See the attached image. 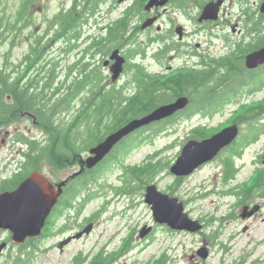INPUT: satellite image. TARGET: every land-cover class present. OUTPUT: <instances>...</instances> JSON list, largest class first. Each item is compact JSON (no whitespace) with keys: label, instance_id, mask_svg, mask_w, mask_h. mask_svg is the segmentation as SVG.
I'll use <instances>...</instances> for the list:
<instances>
[{"label":"rangeland","instance_id":"374dc122","mask_svg":"<svg viewBox=\"0 0 264 264\" xmlns=\"http://www.w3.org/2000/svg\"><path fill=\"white\" fill-rule=\"evenodd\" d=\"M131 1L124 0L119 4L117 0H99L96 3L97 10L94 17L90 16L88 5L94 3V0L37 1L30 16L26 18L31 19V23L23 29L12 51L9 52L8 41L3 43L0 41V67L5 60V54L9 53L10 62L19 64L28 54H33L31 47L35 42L43 40L42 43L45 45L42 61L47 62L45 70L57 68L56 70L62 72L55 80V86L60 83L59 80L65 73L64 69L69 64L83 62V66L86 67L85 74L95 70L102 77L98 88L109 91L113 87L114 90L120 89L131 95L136 90L132 81L134 64H141L149 74L162 76L161 81L175 74H181L170 71L183 67L182 59H173L172 56L175 54L173 55L171 51H167L164 56L160 53L164 46L177 41L175 29L172 30L171 38L166 41L160 39L171 26L181 25L188 33L197 30V34L193 38L189 37L188 41L193 45L191 48L193 52H201L204 56H208L207 60H202L201 65L197 66L199 70L205 69V72L209 70L203 67L205 62L223 58L227 56L226 54L230 56V50L236 51L237 43L244 41L246 47L248 44L250 46L238 53L236 51V54L225 62L243 59L248 55L247 53L256 49L255 38L247 34V16L244 12L246 8L243 0H226L220 9L219 21L204 25L197 24L196 18L201 10L197 6H203L207 0L203 3L191 2L189 9L186 10L171 5L166 11L163 10L166 9L165 7L158 6L149 14L157 15L155 25L144 31L136 30L131 34L132 40L143 49L144 54L128 61L124 60V69L115 83H112L110 67L114 62L111 63L109 58L116 49L114 46L105 47L99 55H94L91 51L92 53L84 54L83 58L81 56L85 47L95 42V40L89 41L90 37L106 40L108 28L113 27V21L120 18V14ZM20 2L21 0H0V34L6 26L7 18L15 16ZM248 3L252 5L250 10L253 12L260 7L258 0H248ZM72 10L76 11L77 19L83 21L77 29L76 40L68 41L62 38L56 33L58 28L55 25L45 36L48 21L53 20L61 12L68 14ZM136 17L138 20L139 15ZM73 21L75 22L76 19ZM263 22L264 20L261 21V28L264 27ZM110 23L112 24L108 26ZM132 26L134 25H131L130 29L134 28ZM156 27L161 28L159 32L156 31ZM232 28H235V31ZM240 30L243 36L240 35ZM11 37L12 35H8L7 39L11 40ZM127 45L122 43L117 46L121 57L125 53L122 47ZM196 47L199 48L195 49ZM158 54L160 56H157ZM78 60L82 61L78 62ZM222 71L223 68L218 66L213 73L206 74L207 82H215ZM246 71L244 74L243 71L240 72L237 79L243 81L248 77ZM237 79L233 81L234 84ZM227 87L222 90L228 92L231 85ZM240 90L242 92L237 98L236 95L233 96L235 101L241 96L240 103H226L213 117H205L207 115L203 116L201 112L192 113L193 115L183 112L166 123L145 128L146 130L142 129L125 139L103 161L102 170L95 176L94 181L84 182V179H80L66 185L64 192L80 190L76 197L77 201L72 204L76 212L83 205L79 218L74 220L75 211H65L62 217L50 224V237H47L48 232L44 231L39 239H28L23 244L12 242L8 233L0 230V246L2 243L6 244L0 252V264H75V258L83 264L97 261L102 263L111 259L112 264H264V193L248 192L255 184L262 185L258 180L260 174H264V129L255 140L244 143L242 139L243 135L251 131L250 127L257 130L260 126L264 127V121L259 119L246 125L238 124L237 142L233 147L237 148L239 155L231 159L232 170L235 171L231 178L224 179L223 171L228 161V153L233 152V147L222 151L212 162L203 165L189 177L179 179L178 182L168 172L187 142L201 140L193 138L197 128L202 127L199 133L208 138L237 124L235 119L249 106L264 103V88L251 93L248 99L244 96L248 90H245V87ZM91 98V94L88 98L85 96V99ZM87 101L79 102L83 106ZM79 102L73 110H77L80 106ZM242 102L246 104L244 108L239 107ZM96 104L98 105V102ZM62 118L63 115L57 117L61 127L67 117L64 122L61 121ZM261 119L264 117L262 116ZM17 132L40 142L48 139L47 134L40 129L38 118L33 112L23 114L17 122L3 125L0 130V182L12 178L30 154L24 146L13 141ZM253 135L251 134V137ZM81 137L79 133L77 138ZM79 155L84 159L88 157V152L83 151ZM113 155L116 159L109 162ZM148 161L160 163L159 168H162L159 173L152 178L146 177L144 182L131 181L129 189L124 192L123 174L128 175L133 167L145 165ZM37 170L49 181L58 184L79 171V164L75 161L62 168L43 157L37 161ZM152 184L157 187V191L178 198L189 218L199 221L200 228L192 232L175 231L154 222L152 210L145 203L146 189ZM4 186L8 187L7 184ZM256 206H259L260 210L253 217L251 216L252 218L242 217L245 208L253 209ZM246 212L248 213V209ZM92 217H95L93 230L79 240H72L60 253L55 244L63 237L75 234L79 226L86 225V221ZM67 219L71 221L65 222ZM64 225L69 226L66 234L54 233L56 228Z\"/></svg>","mask_w":264,"mask_h":264},{"label":"trees","instance_id":"16d2710c","mask_svg":"<svg viewBox=\"0 0 264 264\" xmlns=\"http://www.w3.org/2000/svg\"><path fill=\"white\" fill-rule=\"evenodd\" d=\"M37 1L40 0H21L17 8L15 16H9L6 26L1 31L0 41L9 42V52L17 40H19L23 29L30 25L31 19L27 20L30 12ZM191 0H183L180 5L185 8ZM193 2L203 3L205 0H192ZM246 8L244 11L247 16L246 25L248 26V36L255 38L254 43L256 48L264 46V31L260 27L261 21L264 20V13H261V6L264 5V0H258L260 7L257 11L250 10L248 0H243ZM96 3H88L90 6V16L96 15ZM79 6L77 5V8ZM76 11H69L68 14L59 13L53 20L47 22L45 36L48 35L50 29L55 25L57 34L68 41L76 40L77 29L81 26L83 21L78 20ZM76 19L74 22L73 20ZM81 19V16H80ZM264 22L262 23V26ZM126 24L124 22H115L113 27L107 30V38L103 40H95L89 44L85 49V54L93 51V54H99L109 45H116L122 40L130 39L129 35L133 32L126 31ZM129 32V33H128ZM12 35L11 40L7 36ZM7 39V40H6ZM43 40L35 42L31 47L33 54H28L21 63L14 64L10 62L9 53L5 54V60L0 67V130L6 123H14L21 119L23 114L33 112L38 118V125L48 136L45 142L30 139L21 132L14 134L13 141L24 146L30 153L26 161L18 168V172L9 180L0 182V193L7 190H14L21 181L27 176L37 170V161L41 158H47L52 164L57 167H66L77 159L81 152L88 151L99 143L103 142L105 138L126 125L133 119H138L144 115L149 114L156 107L174 101L180 96L186 95L190 99V109L188 115L201 112L205 117H213L219 113L226 103H238L233 100V96L238 91L236 86L242 85L239 82L230 91L225 92L221 88L224 84L231 82L242 71L239 61H232L230 64L224 65L220 59L216 61L205 62V69L189 70V72L182 75H174L168 79L161 81L159 76L149 74L140 64L135 66L133 73V84L136 86L134 95L128 96L122 90H114L111 87L109 91L98 88L101 84L102 77L96 73L95 70L85 74V66L81 63L69 64L64 70V79L59 80L58 85H54L56 79L60 77L62 72L52 68L45 70L47 62L42 61L44 53ZM94 41V40H91ZM125 43V41H122ZM112 43V44H111ZM133 43H135L133 41ZM114 44V45H113ZM118 45V44H117ZM250 46V44H248ZM246 47L243 42L237 45V52L243 51ZM37 54H36V53ZM83 55L81 58H83ZM82 60H78L80 62ZM221 65L224 71L218 78L212 82H207V75L213 73V70ZM55 66V65H54ZM73 74V75H72ZM70 77L71 80H68ZM252 81L255 77L251 76ZM163 79V78H162ZM97 89V90H95ZM222 90V91H221ZM92 95L91 99H85ZM232 96V97H231ZM88 100L87 104L81 106L79 101ZM79 102L77 110H73L76 103ZM98 102V105L96 104ZM264 109L257 107L248 108L241 115H239L235 122L239 125L250 124L251 121L259 120ZM192 114V115H193ZM63 115L61 121L65 124L61 127L57 122V117ZM11 125V124H10ZM263 126L257 130L250 127L249 133L242 136L243 142L247 143L255 140ZM202 128L195 130L193 138L203 139V135L199 133ZM81 138H77L78 134ZM253 137H251V134ZM122 144V143H121ZM128 147V146H127ZM233 147V146H232ZM239 155L237 148L233 147V152L228 153V161L224 165V179L231 178L234 175L232 158ZM116 159L113 155L109 162ZM106 164V162H105ZM160 163H153L148 161L145 165L136 167L133 170H128L130 173L124 175L125 187L123 191L129 189L132 182H144L145 178H152L159 173ZM103 165L97 169L87 171L80 175L76 180L84 179V182H92L95 176L101 172ZM231 171H233L231 175ZM146 179V180H147ZM260 181V178L258 180ZM177 183V182H176ZM4 184H7L4 186ZM84 185V184H83ZM255 184L248 192L264 193V184ZM66 191L64 196L60 199L55 212L52 215V221L47 222L46 230L47 237L50 235V224L54 223L67 208H72L79 191ZM71 192V193H70ZM70 193V196L68 194ZM69 208V209H70ZM113 260L102 261L92 264H112ZM75 264H83L80 260H76Z\"/></svg>","mask_w":264,"mask_h":264},{"label":"water","instance_id":"95a60500","mask_svg":"<svg viewBox=\"0 0 264 264\" xmlns=\"http://www.w3.org/2000/svg\"><path fill=\"white\" fill-rule=\"evenodd\" d=\"M156 1L150 2L149 6L151 7L153 2ZM166 1L168 0L158 2L157 5H163ZM222 2L223 0H217L215 3L206 4L199 21L216 20L218 18V8ZM151 23L152 21L148 24ZM111 59L116 60V63L110 69L112 81L115 82L122 71L123 61L117 58L116 52L113 53ZM262 63H264V47L245 58V66L249 69H253ZM187 104L188 99L180 97L171 104L156 108L142 118L131 120L107 136L103 142L91 148L89 150L90 156L83 162V166L88 170L92 169L123 138L142 127L171 117L179 110L184 109ZM237 134V126L232 125L202 141H189L182 148L175 164L170 168V173L178 177L192 174L200 166L213 160L222 149L230 145L236 139ZM83 166L81 171L75 173L74 176L83 172ZM67 181L65 180L54 186L43 174L33 172L15 190L1 193L0 230L10 231L12 233V241L19 244L23 243L28 237L39 236L45 219L57 203L62 193V188ZM145 203L151 205L153 218L156 223L167 224L174 230H186L189 232L200 228L197 222L190 221L188 216L183 213V206L178 203L176 198H169L161 194L155 186H150L146 189ZM257 209L258 207L256 206L247 213L245 208L242 217L251 216ZM90 230L91 227L89 226L83 233L88 234ZM83 233L76 235L75 238H80ZM70 241L71 239H68L65 243ZM4 247L5 244L0 246V252Z\"/></svg>","mask_w":264,"mask_h":264},{"label":"flooded vegetation","instance_id":"af4514ba","mask_svg":"<svg viewBox=\"0 0 264 264\" xmlns=\"http://www.w3.org/2000/svg\"><path fill=\"white\" fill-rule=\"evenodd\" d=\"M119 1V2H118ZM122 1H124V0H117V2L120 4V3H122ZM162 0H158V1H156L154 4H152V6L150 7L148 4L151 2V0H132L131 2H130V4L128 5V7L120 14L121 16H120V18H118L117 20L119 21V22H124L125 24H126V26H125V29H126V31H129L130 33L131 32H134V31H136V30H141V31H144V29H147V28H149V27H153L155 24L154 23H156L157 22V15H149L150 14V12H151V10L152 9H155L156 10V8L155 7H157L156 6V4L158 3V2H161ZM216 0H207V2L206 3H210V2H215ZM180 2L181 3H183V0H168V1H166L165 2V4L163 5V6H161V7H165L166 9H163V10H168V8L172 5L173 7H176L177 9H180V10H186V9H189L188 7H189V4L192 2V3H195V2H193L192 0L190 1V3L188 4V7L187 8H185L184 7V5H180ZM205 3V4H206ZM205 4H203V6L202 5H198L197 7H199L198 9L200 10V12H199V15L197 16V24H211V23H216L217 21H219V18L217 19V21H211V20H203V21H199V19H200V17H201V13H202V10H203V7H204V5ZM202 6V8H200ZM146 10H148V11H146ZM136 15H139V19L137 20V18L138 17H136ZM169 19V18H168ZM117 20H115L114 22H117ZM153 21V24L152 25H149L148 23H150V21ZM115 24V23H114ZM148 24V25H147ZM131 25H134V26H132V27H134V28H132V29H130V26ZM157 29H156V31L157 32H159L160 31V29L161 28H159V27H156ZM175 29V32H176V34H177V41H175L174 43H169V45H166V46H164V49L160 52L161 53V55L162 56H164V55H166L167 54V51L168 52H172L173 53V55L174 56H172V58L173 59H182V65H183V67H180V68H178V69H175V70H173V71H170V72H180L181 74H175V75H182V74H184V73H187V72H189V70H194L195 72H197V70H199V68H197V66L198 65H201V61L202 60H204V59H208V56H204L201 52H197L196 53V51H194L193 52V50L191 49L192 47H193V45H192V43H190L189 41H188V38L189 37H191V38H193L196 34H197V30H194V31H192V32H190V33H188L186 30H185V28L183 27V26H181V25H177V27H174V26H171V28H169L168 30H166L167 32H165L166 34H164L163 35V37H160V39H161V41H166V40H168V38H171V35L173 34L172 33V30H174ZM110 30V29H109ZM232 30L233 31H235V28H232ZM128 32V33H129ZM239 33H240V35H242L243 36V34L241 33V30L239 31ZM248 34V33H247ZM129 37L132 39V36L131 35H129ZM244 39H245V36H244ZM122 41H125V44L127 45V44H129V45H127V46H125L124 48L122 47V49H124V56H122L123 58H124V60L125 61H128L129 59L131 60V59H133V58H136V57H140V56H142L143 54H144V51H143V49L142 48H140L139 46H137L136 45V42L135 43H133V40H130V39H128V40H126V39H124V40H122ZM119 42V43H117L116 45H114V47L116 48L115 50H113V51H115L116 53H117V55L120 57V58H122L120 55V53H119V49H117V46H120V45H122V43L123 42ZM237 46V45H236ZM248 46V45H247ZM184 48H185V50H184ZM199 47H196L195 49H198ZM121 49V50H122ZM171 49V50H170ZM189 49V50H188ZM258 49V48H257ZM187 51V52H186ZM237 51V50H236ZM236 51L235 52H233V51H231L230 50V56H233V55H235L236 54ZM238 53V52H237ZM250 53V52H249ZM100 54V53H99ZM248 54V53H247ZM227 56H225V57H223L224 59H228V61H229V58H230V56L228 55V54H226ZM240 56V55H239ZM210 58V57H209ZM218 59V58H217ZM219 59H222V58H219ZM227 59L226 60H221L222 62H225V61H227ZM205 60V61H206ZM237 60V59H236ZM236 60H234V61H236ZM214 61H216V60H214ZM237 61H239L240 63H242L241 64V69H242V71H243V74H244V71L245 70H247L246 72L248 73V77H249V79H248V77H245V79L242 81V80H238L237 79V77H235L237 80H236V82H235V84H234V80H232L231 82H229V83H226V84H224L223 85V87L222 88H224V89H227L228 87V85H231V89L234 87V86H236V84H238L239 82H242V85H239V86H236L237 88V92H236V97L235 98H237L238 96H239V94L242 92L241 90H240V88H243V87H245V90H248V93H245V97L248 99V96H251L250 94L251 93H255V92H258V91H261L263 88H264V63H262V64H260V65H258L257 67H255V68H253V69H248V68H246V67H244V58L243 59H238ZM203 62V61H202ZM232 62V61H231ZM231 62H225L224 63V65H226V67H228L227 65L228 64H230ZM112 63V62H111ZM196 63V65H194ZM124 66H125V64H124ZM218 66H220L221 68H222V66L221 65H218ZM168 69H170V68H168ZM223 71H224V68H223ZM242 71H240V72H242ZM175 72V73H176ZM238 76V75H237ZM251 76H253V77H255L256 79H254L255 81H252L253 79L252 78H250ZM247 78V79H246ZM221 88V89H222ZM230 89V90H231ZM229 90V91H230ZM244 97V98H245ZM234 99V98H233ZM239 100L237 101L238 103H240V101H241V96L238 98ZM237 104V103H236ZM241 104H243V106H240V107H245V103H241ZM258 106V107H257ZM257 106H249V108H251V107H257V108H259V109H264V103H257ZM248 107V106H247ZM246 107V108H247ZM264 117V112L262 113V115H261V117ZM260 120H262V122L264 121V119H261L260 118ZM262 129H264V127L262 128ZM264 181V179L263 178H261V182H262V184L264 183L263 181ZM247 208H249V207H247ZM66 210H68V211H75V208H73V209H66ZM260 210V207H258V209L255 211V212H253V214L251 215L252 217L256 214V212H258ZM53 213H52V215L54 214V212H55V210H53L52 211ZM63 216V214L60 216V217H62ZM78 215L77 214H75V218L77 217ZM251 216H249V217H251ZM52 217L53 216H51L50 217V219H51V221H52ZM59 217V218H60ZM251 217V218H252ZM57 220V219H56ZM50 221V220H49ZM71 220L70 219H67V221H65V222H70ZM95 217H92V218H90L88 221H86L87 222V224H89L90 223V225L91 226H93L94 224H95ZM86 224V225H87ZM68 227L69 226H62V227H60V228H56L57 230H54V233H56L57 235H59V234H66L67 233V229H68ZM85 228V225H81V226H79V228H78V231H76L75 232V234L77 233V232H80V231H82L83 229ZM67 237V236H66ZM65 238L63 237L61 240H59L58 242H57V244L55 245V247L56 248H58V243L60 242V241H62V240H64Z\"/></svg>","mask_w":264,"mask_h":264}]
</instances>
